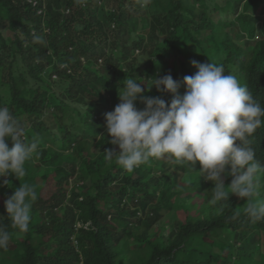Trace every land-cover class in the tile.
<instances>
[{"label":"trees","instance_id":"16d2710c","mask_svg":"<svg viewBox=\"0 0 264 264\" xmlns=\"http://www.w3.org/2000/svg\"><path fill=\"white\" fill-rule=\"evenodd\" d=\"M36 1L0 0V105L25 126L26 140L39 141L24 177L0 178L8 181L0 226L11 235L0 264H264V220H251L246 199L230 190L213 204L199 162L194 170L164 157L128 172L106 158L119 151L110 138L93 149L127 78L150 83L170 73L182 96L183 78L198 71L193 60L223 64L264 106V0ZM211 11L233 16L219 24ZM143 86L146 96L172 99ZM250 139L264 166V126ZM258 176L253 202L264 199ZM24 183L38 194L26 233L4 208ZM179 207L185 217L162 231Z\"/></svg>","mask_w":264,"mask_h":264},{"label":"clouds","instance_id":"9594fccd","mask_svg":"<svg viewBox=\"0 0 264 264\" xmlns=\"http://www.w3.org/2000/svg\"><path fill=\"white\" fill-rule=\"evenodd\" d=\"M34 1L37 4L30 0ZM33 42H42V37L33 34ZM191 64L198 71L183 78L182 96L178 94L180 83L170 73L151 78L150 83L129 77L118 87L120 102L104 115L109 142L119 151L105 150L106 158L128 172L164 157L194 170L199 162L201 177L213 184V204L228 200L230 190L231 195L246 199L244 212L251 220H264V201H252L264 166L256 159L250 139L264 126V106L235 74L225 72L223 64L195 60ZM145 84L148 91L155 87L162 94L171 93L172 99L166 102L160 96H146ZM138 100L145 105L143 110L137 109ZM6 138L11 139V147ZM38 144L36 138L25 139V126L7 106L0 105V178L24 177L26 162ZM227 176L231 182L226 186ZM37 199L35 187L28 183L7 197L4 208L13 228L29 231ZM10 239L9 231L0 226V250L9 247Z\"/></svg>","mask_w":264,"mask_h":264},{"label":"rangeland","instance_id":"374dc122","mask_svg":"<svg viewBox=\"0 0 264 264\" xmlns=\"http://www.w3.org/2000/svg\"><path fill=\"white\" fill-rule=\"evenodd\" d=\"M233 1V0H232ZM210 4V3H209ZM223 14H220L218 13L217 11H211V14L214 16L215 20H217V22L220 24V23H225L221 20H225V21H230L232 19V16L231 13H225V12H222ZM227 16V17H224V16ZM220 26V25H219ZM222 27L224 29H227V32H229L230 34H237L239 32V27L238 26H223ZM141 55V54H140ZM109 135H102L100 136V138L96 141V145L94 146V151H98V147H99V144L101 142L103 143H106V141L109 139ZM161 159H164V158H161ZM262 186V184L259 185V187ZM264 192H262L263 194ZM264 201V199H263ZM186 215V211L184 208L182 207H179L172 215L170 216H167L161 223H160V229L162 231H169L170 228L174 227V225L179 222L182 218H184ZM158 228V230H159ZM260 245H261V250L264 251V233L261 234V242H260Z\"/></svg>","mask_w":264,"mask_h":264},{"label":"built area","instance_id":"2783aa9c","mask_svg":"<svg viewBox=\"0 0 264 264\" xmlns=\"http://www.w3.org/2000/svg\"><path fill=\"white\" fill-rule=\"evenodd\" d=\"M34 4H36V2L34 1Z\"/></svg>","mask_w":264,"mask_h":264}]
</instances>
